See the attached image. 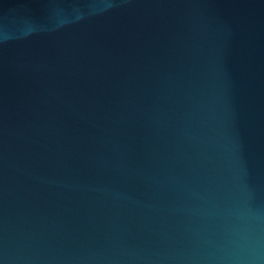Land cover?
Listing matches in <instances>:
<instances>
[{
  "label": "water",
  "instance_id": "95a60500",
  "mask_svg": "<svg viewBox=\"0 0 264 264\" xmlns=\"http://www.w3.org/2000/svg\"><path fill=\"white\" fill-rule=\"evenodd\" d=\"M0 264H264V0H0Z\"/></svg>",
  "mask_w": 264,
  "mask_h": 264
}]
</instances>
